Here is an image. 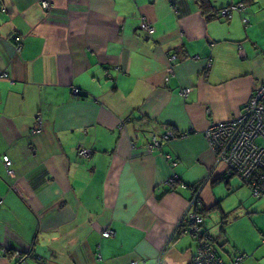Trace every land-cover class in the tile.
I'll return each mask as SVG.
<instances>
[{
  "label": "crops",
  "instance_id": "0c3cea01",
  "mask_svg": "<svg viewBox=\"0 0 264 264\" xmlns=\"http://www.w3.org/2000/svg\"><path fill=\"white\" fill-rule=\"evenodd\" d=\"M210 1L247 9L208 18L197 0H0V264H22L17 251L26 264H191L197 242L178 229L188 186L203 182L206 220L233 177L205 131L264 80V0ZM250 210L254 228L228 219L220 242L205 223L230 264H264V208Z\"/></svg>",
  "mask_w": 264,
  "mask_h": 264
},
{
  "label": "built area",
  "instance_id": "2783aa9c",
  "mask_svg": "<svg viewBox=\"0 0 264 264\" xmlns=\"http://www.w3.org/2000/svg\"><path fill=\"white\" fill-rule=\"evenodd\" d=\"M43 5L49 7L50 3L44 1ZM247 5L244 2L232 4L220 10V14L232 17L234 11L244 13ZM243 22L247 25L249 17L243 16ZM143 28L149 33L155 32L154 26L144 22ZM12 40L20 49L23 39L20 35L15 34ZM264 59V52L258 51ZM241 57H246L244 52L240 51ZM7 77V74H3ZM192 91L191 87L181 90V95L187 97ZM78 93V89H74ZM208 113L211 109L208 108ZM38 124L33 132L38 133L42 130V118H37ZM208 146L214 154L215 163L225 166V173L229 176L239 175L243 183L247 185L252 195L256 198L264 197V80L261 81L253 90L250 98L243 106L240 113L222 121L213 120L210 122L205 131ZM175 138L173 132L168 133L166 140ZM159 141L154 140L153 144L159 145ZM93 150L87 147H80L78 153L87 157L92 154ZM6 171L9 176H13L15 171L12 167L13 161L8 154L3 156ZM169 186L175 184V179L171 178ZM182 187H187L181 184ZM191 196L189 206L185 215L178 223V229L182 233L190 234L197 242V249L192 256L191 264H230L216 251L214 246V237L205 227V215L202 211L204 200L202 197V187L198 185H189ZM2 200L0 199V203ZM114 232L110 229L103 231L104 236H112ZM264 242V239H263ZM3 254H7L5 248L1 249ZM16 255L21 258L22 264H26L23 259L24 255L17 251ZM245 255L236 257V262L240 261ZM128 264H138V260H132Z\"/></svg>",
  "mask_w": 264,
  "mask_h": 264
},
{
  "label": "rangeland",
  "instance_id": "374dc122",
  "mask_svg": "<svg viewBox=\"0 0 264 264\" xmlns=\"http://www.w3.org/2000/svg\"><path fill=\"white\" fill-rule=\"evenodd\" d=\"M217 192L220 199V209L209 211L205 220L206 225L217 237V241L220 242L224 235L221 232L224 213L226 218L228 217L231 221L236 217L238 225L242 222L246 228H254V216L256 214L252 213L250 207L253 206L254 208L257 206L264 208V197H254L251 189L243 183L242 179L237 174L232 177L231 186L223 182L217 188ZM234 229H237L236 225H233V230Z\"/></svg>",
  "mask_w": 264,
  "mask_h": 264
},
{
  "label": "trees",
  "instance_id": "16d2710c",
  "mask_svg": "<svg viewBox=\"0 0 264 264\" xmlns=\"http://www.w3.org/2000/svg\"><path fill=\"white\" fill-rule=\"evenodd\" d=\"M197 2L200 4L203 11L205 13H207L208 18H214L220 14V10H215L214 6L212 5L210 0H197ZM202 184H203V182H201L200 184H194V185H198V187H202ZM212 209H220V202H217ZM202 211H203L204 215L206 216V209L203 208ZM228 219L229 218L228 217L226 218L225 213H224L223 218H222V226H221L222 231H224V229L228 223ZM214 240H215V238H214Z\"/></svg>",
  "mask_w": 264,
  "mask_h": 264
}]
</instances>
